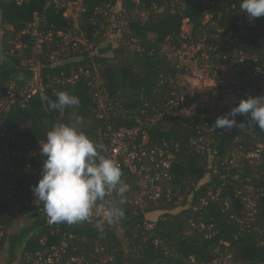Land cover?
<instances>
[{"label":"built area","instance_id":"built-area-1","mask_svg":"<svg viewBox=\"0 0 264 264\" xmlns=\"http://www.w3.org/2000/svg\"><path fill=\"white\" fill-rule=\"evenodd\" d=\"M3 1L16 7L37 3L41 4V9L33 13L32 20L17 37V43L14 39L9 41L16 50L23 52L27 44L21 37L29 39L31 56L22 59L21 69L29 72L30 76L21 70L9 80L0 78V242L7 233L4 223L7 212L17 216L43 206L34 196L32 186L41 178L44 158L40 154V143L46 140L21 141L7 124L13 110L27 108L37 96L59 92L69 94V89L84 86L94 102L96 117L103 121L93 142L102 146V155L120 167L127 191L123 197L115 192L108 193L103 201H97L93 206L91 221L100 232L109 222V204L116 200L144 213L149 204L168 203L175 197L170 189H165V185L173 177V164L177 161L180 143L175 139L151 140L150 131L155 127L192 119L196 134L187 139L188 146L210 169L208 178L221 175L224 184L226 175L223 173L232 168L264 166V141L258 136L252 137L254 144L250 147L240 135L233 134L234 128L230 131L212 129L217 117L227 114L241 99L264 95V62L258 55L245 51L244 43L245 38L252 37V33L262 35L264 39V16L249 20L240 11L237 30H219L215 37L204 36L199 41L184 35L175 41L167 39L159 54L166 58L171 71L159 76L158 89L152 99L141 94L144 105L138 110L137 124L117 127L111 122L113 100L105 87L100 66L93 58L95 44L88 41L83 29L87 0ZM166 10L167 7L157 4L152 6V11L157 13ZM149 12L145 8L124 11L119 6L97 7L94 35L101 33L104 38L117 37V41L121 42L122 35L130 32L131 23L138 17L146 18ZM57 16L59 20H51ZM56 21L63 25L58 26ZM6 29L14 32L13 26ZM132 49L141 50L136 39L132 42ZM77 55H85V61L72 64L58 73L43 75V60L59 65L75 60ZM226 143L229 146L222 153L221 148ZM254 177L261 180L260 175ZM234 192L243 207L239 216L236 215L238 223L246 227L243 228L246 231L256 230L254 223L264 202V186H257L248 179L241 186H236ZM221 193V187L210 186L193 211L200 212L210 203H222L223 212L227 211L231 203L227 199L222 202ZM177 201H182V197H178ZM191 225L206 229L208 238L214 235L213 225L194 221ZM154 227L155 223L146 221L142 227L135 229L133 239L123 240L131 245L130 251L135 258L152 246L166 258H177L181 264H200L194 255L185 257L172 251L163 238L155 235ZM137 236L141 237V243L135 242ZM74 240L73 235L67 234L51 246L42 240V249L27 252L23 263L99 264L85 255L73 254ZM206 264L240 263L234 261L229 250H225Z\"/></svg>","mask_w":264,"mask_h":264},{"label":"trees","instance_id":"trees-1","mask_svg":"<svg viewBox=\"0 0 264 264\" xmlns=\"http://www.w3.org/2000/svg\"><path fill=\"white\" fill-rule=\"evenodd\" d=\"M87 0V10L83 16V29L90 43H94L93 58L100 66L105 87L113 100V115L111 122L117 127H132L137 124V113L144 101L141 94L147 99H152L157 92L159 76L170 72V64L159 52L167 39L177 40L182 34L184 20H189L191 25L190 37L199 41L207 36L213 38L219 30H237V17L240 12L239 0ZM167 7L162 13L152 11V6ZM107 5L119 6L124 11L149 10L147 17L137 18L131 23L130 32L124 33L121 43L112 45L100 35L95 36V10L97 7ZM41 9V4L30 3L23 7L6 4L0 0V36L4 47L5 60L0 62V78L9 80L19 73L21 61L31 56L32 45L27 36H22L27 48L23 53L16 50L11 39L16 40L32 20L33 13ZM174 10V12H171ZM206 17H209L207 21ZM52 18L51 20L58 19ZM59 20V19H58ZM58 26L63 25L56 21ZM65 25V24H64ZM8 26L14 27V32L7 31ZM262 35L252 33V37L245 38V51L258 55L264 62V39ZM136 39L140 51L132 49V42ZM188 41V40H185ZM85 55H77L75 60L64 64L51 65L43 60V75L58 73L72 64L83 63ZM30 76V73L22 70ZM70 95L79 98V105L65 107L63 110H49L48 101L43 97H35L25 109L13 110L7 124L10 130L21 141H32L36 138L46 140V134L54 124H74L79 130L94 141L103 121L96 117L94 102L87 88L75 86L69 89ZM134 92L136 94H134ZM45 96V95H44ZM55 100L56 95L46 94ZM237 124L243 122L247 126V117L236 116ZM195 122L184 119L172 122L165 127H155L150 131L151 140L175 139L180 143V152L177 161L173 164V177L165 186L175 195L171 202L151 203L143 212L135 207L116 200L124 211V216L118 220L108 222L102 232L91 221L68 225L67 223H49V217L43 206L36 211L27 212V217L32 224L24 227L20 234L6 235L0 242V252L6 240H10L9 262L17 257L18 248L21 250V259L27 252L42 249L41 241L47 246L56 244L63 234L73 235L75 255H85L92 262L99 264H181L175 257L166 258L152 246L145 249L136 258L130 251L131 245L125 244L124 239H133L134 231L144 225L146 221L155 223L154 233L163 238L169 248L179 255L188 257L194 255L198 262L206 264L229 250L234 261L240 264L264 263V202L259 207L254 231H246L241 226L236 215L243 207L235 196L236 186H241L244 180L250 179L257 186H264V166L253 168H232L221 175L209 177L210 169L207 168L200 157L193 153L188 146L187 139L195 136ZM234 135H240L242 140L253 147V136L256 135L264 141V130L258 126L254 131H245L237 126ZM232 139V138H231ZM229 143L222 146L223 153ZM260 175L261 180L254 176ZM263 179V182H261ZM210 180V181H208ZM249 183V182H248ZM210 186L221 187V201L227 199L231 207L223 212L222 203H210L200 212L193 208L199 204ZM182 197V201H177ZM9 213V214H8ZM8 214V215H7ZM16 216L10 212L4 216L6 231L15 223ZM203 223L213 225L214 235L208 238L206 229L195 228L191 225ZM120 227L121 234L118 232ZM135 242L141 243L137 236ZM228 243V246H225Z\"/></svg>","mask_w":264,"mask_h":264},{"label":"clouds","instance_id":"clouds-1","mask_svg":"<svg viewBox=\"0 0 264 264\" xmlns=\"http://www.w3.org/2000/svg\"><path fill=\"white\" fill-rule=\"evenodd\" d=\"M239 8L249 20L264 16V0H239ZM55 95V100L43 97L50 111L80 103L77 96L66 92ZM237 115L247 117V126L243 122L237 124ZM237 126L249 132L256 126L264 130V95L241 99L227 114L217 117L212 129L230 131ZM103 151L101 145L74 124L56 123L47 132L46 141L40 143L44 158L41 178L32 186V192L42 202L49 223L73 225L90 221L97 201H103L111 192L123 197L127 185L121 179L122 170L115 161L102 155ZM123 216L117 202L109 204V222Z\"/></svg>","mask_w":264,"mask_h":264},{"label":"rangeland","instance_id":"rangeland-1","mask_svg":"<svg viewBox=\"0 0 264 264\" xmlns=\"http://www.w3.org/2000/svg\"><path fill=\"white\" fill-rule=\"evenodd\" d=\"M204 2H207V0H205ZM207 20L208 19L206 17L205 21H207ZM190 34H191V25H190L189 21L186 19V20L183 21L182 34L181 35H184V36L188 37V36H190ZM105 39H106L107 43H110L112 45H116V44H120L121 43V42L117 41L119 39L117 37H110V38L107 37ZM1 40H2V38L0 36V46H2V41ZM15 43H17L16 40H15ZM2 49L4 50V47ZM4 60H5V55H4V52L2 51V53L0 54V62H3ZM16 217H17V219L15 220V224L13 226V227L17 228L16 231H18L19 228L28 227V226H30L32 224V220L27 217V214H22V215L18 214ZM117 228H118L119 234H121V230H120L119 226ZM19 255H21V251L19 252Z\"/></svg>","mask_w":264,"mask_h":264},{"label":"crops","instance_id":"crops-1","mask_svg":"<svg viewBox=\"0 0 264 264\" xmlns=\"http://www.w3.org/2000/svg\"><path fill=\"white\" fill-rule=\"evenodd\" d=\"M2 46H0V54L3 51ZM22 214H27V213H21V215ZM16 219H17V217H16ZM13 226L7 231V235L20 234L21 233L23 228H19L18 231H16L17 228H15ZM9 243H10V240L7 239L4 246H3V249L0 252V264H24L23 260L21 259V256L19 255V252L22 250L20 247L18 248V251H17L18 253H16L17 257L14 259V261L9 262V259H10L9 258V252H10Z\"/></svg>","mask_w":264,"mask_h":264}]
</instances>
